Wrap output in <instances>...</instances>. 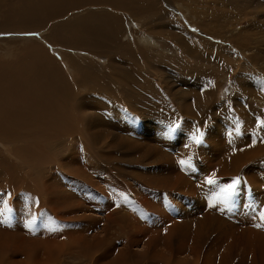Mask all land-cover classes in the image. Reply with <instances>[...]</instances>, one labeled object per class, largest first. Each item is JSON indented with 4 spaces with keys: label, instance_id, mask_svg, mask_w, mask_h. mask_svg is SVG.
<instances>
[{
    "label": "rangeland",
    "instance_id": "1",
    "mask_svg": "<svg viewBox=\"0 0 264 264\" xmlns=\"http://www.w3.org/2000/svg\"><path fill=\"white\" fill-rule=\"evenodd\" d=\"M72 4L0 32L10 73L52 92L31 105L0 93L18 104L0 101V264H264V0ZM92 13L118 20L121 40L94 53L49 42V25ZM32 45L54 60L46 76L21 52ZM213 173L245 181L234 207L208 206Z\"/></svg>",
    "mask_w": 264,
    "mask_h": 264
},
{
    "label": "bare ground",
    "instance_id": "2",
    "mask_svg": "<svg viewBox=\"0 0 264 264\" xmlns=\"http://www.w3.org/2000/svg\"><path fill=\"white\" fill-rule=\"evenodd\" d=\"M110 1H113V0H84L83 2H81V0H18V3H19V5L22 7V8H24V10L22 9H18V8H16V4L14 3V1L13 0H8V1H6V0H0V32H5V31H9V32H12V33H16L17 31H19V32H24V31H26V32H28V31H32V28H31V26H30V22H31V15H35V16H37L38 18H46V19H48L49 21H52V20H62L64 17H61V16H58L60 13H63V12H65L67 9V6H68V3L69 2H71V3H73L71 6H79V8H73V9H71V12H76V11H78V9H80V10H82V9H84V8H88L89 6H91V7H100V6H102L104 3H107V2H110ZM114 1H117V0H114ZM149 1H151V0H149ZM79 3V5H77L76 3ZM126 2V1H125ZM129 2V1H128ZM156 3V2H155ZM127 4V3H126ZM125 4V5H126ZM132 4V3H131ZM154 4V3H153ZM152 5V4H151ZM157 5V4H156ZM109 7L111 8H113L114 10H116V11H119V8H118V5H116V4H114V3H109ZM122 7V6H121ZM131 7H133V5L131 6ZM140 7V6H139ZM140 9V8H139ZM143 9V8H142ZM141 9V10H142ZM97 10V9H96ZM113 10V11H114ZM121 11L123 10V8L122 9H120ZM152 10H155V9H151L150 11H152ZM95 11V10H94ZM107 11V10H106ZM155 11H157V10H155ZM105 12V11H104ZM143 12H145V11H140L139 12V10H135V11H133V13H132V16H136V14L137 13H140L141 15H142V13ZM114 13V12H113ZM113 13H111V14H113ZM158 13V12H157ZM115 14V13H114ZM113 14V15H114ZM153 14H156V13H153ZM159 14V13H158ZM157 14V15H158ZM61 15V14H60ZM55 16V17H54ZM58 16V17H57ZM67 15H65V17H66ZM71 16V15H70ZM102 16H103V14H102ZM138 16V15H137ZM29 17V18H28ZM91 17H93L94 18V21H89V15L87 14L85 17H82L81 19H78V22L76 23V24H73V25H71V26H61L60 27V25H59V27H58V25L57 26H51V25H49V28H48V30L47 31H49L50 30V32H48V33H50V35L51 36H53V39L51 38L50 40H49V42H51V44H56V43H59L60 42V44L62 43V45H65L66 44V47L68 46V47H72V48H70V49H73V47H78V46H80V47H84V48H88V51L89 52H91V53H94V50L95 49H98V48H102L103 46H105L106 45V43H107V41L110 39V38H114V37H116L118 40H119V38L121 37V35H120V27H117V25L118 26H120V24H117V22H118V20L116 21V20H114V21H111L110 20V17H107V18H105V19H103V20H97V13H92V15H91ZM140 17V16H139ZM28 18V19H27ZM67 19H68V17H66ZM66 19V20H67ZM68 21V20H67ZM71 21H72V19H71ZM75 21V20H74ZM65 22V21H64ZM69 22V21H68ZM111 22H116V23H111ZM121 22V21H120ZM119 22V23H120ZM61 25H62V23H61ZM77 28H79V29H77ZM100 29V30H99ZM63 31H64V33H63ZM78 31H80V33H78ZM18 32V33H19ZM94 32V35L92 36L91 35V33H93ZM53 33H56V35H53ZM2 34V33H1ZM0 34V35H1ZM8 34V33H7ZM10 34V33H9ZM86 34V35H85ZM50 35H48V36H50ZM18 36V35H17ZM26 36V35H25ZM58 36H59V38H58ZM58 39V40H57ZM77 39V40H76ZM145 39V38H144ZM45 40V39H44ZM120 40H121V38H120ZM76 41H77V43H76ZM112 42V41H111ZM181 42V41H180ZM75 43H76V45H75ZM116 43V42H115ZM5 44V43H4ZM14 44V43H13ZM7 45V44H6ZM78 45V46H77ZM117 44H115V46H116ZM124 46V45H123ZM34 45H32L31 47H29V48H26V47H24L25 48V50L24 49H22V51L21 52H23V55L25 56V55H27L28 54V59L30 58V57H32V58H30V59H33L34 60V62H36V64H37V66H35L36 64H34V62L31 60V62H33V65H31L32 67H29L30 69V71L26 68H24V66H23V68H24V72H25V70H27L26 71V73H28V72H32V70L34 69V70H37V71H39V72H41L42 74H44V72L42 71V69H45V67L46 66H48V65H50L51 63H53L54 62V60L48 55V53H46L44 50L43 51H41V50H36V54H34L35 56H32L31 55V51H33L34 50ZM63 47V46H62ZM8 47L6 46V49H7ZM37 48V47H36ZM92 48L94 49V50H92ZM20 49V48H19ZM65 49V48H64ZM69 49V50H70ZM75 49V48H74ZM80 49H82V48H80ZM117 49V48H116ZM127 49V48H126ZM8 50V49H7ZM18 49H16L15 50V53L16 52H18L19 53V51L21 50H19V51H17ZM104 50V49H103ZM87 51V52H88ZM119 51H121V47H119ZM13 52V51H12ZM11 52V53H12ZM20 52V53H21ZM116 52H118V51H116ZM87 54V53H86ZM118 54V53H117ZM2 55V54H1ZM0 55V57H2ZM8 55H10V54H8ZM14 55V54H13ZM12 55V56H13ZM16 55H18V54H16ZM20 55V54H19ZM21 55H22V53H21ZM20 55V56H21ZM22 55V56H23ZM19 56V57H20ZM10 58H11V56H9ZM16 58V60H19L20 58H18L17 56H15ZM5 58V57H4ZM0 59V69H1V71L3 72V73H1V71H0V93H3V94H9V95H12L13 96V99L15 100V101H17L18 103H19V101H21V102H23V101H25V103L27 104V105H31V103L33 102V103H35V104H37L38 102H39V100L40 99H42V98H44V97H49L50 96V94L52 93H50V91L49 92H46V94L45 95H47V93H48V95L47 96H45V95H43V97L42 96H40L41 94H43V90L42 89H44V88H38V87H40L42 84H41V82H42V80L40 81V83H39V77H34V79L36 80L37 79V81H36V83L38 82L39 83V85L38 86H36L37 84H35V82L34 83H32L31 84V82H33L34 80H30V77L28 78L27 77V75H22L21 73H17V72H14V74L12 75L11 73H10V71H9V68L10 67H12L11 65H10V67H9V62L8 63H6V61H5V59ZM14 58V57H13ZM12 58V59H13ZM29 59V60H30ZM8 60H10V59H8ZM25 60V59H24ZM27 60V59H26ZM13 62H15L14 60H12ZM45 61L47 62L46 64H45ZM29 62V61H28ZM27 62V63H28ZM22 63V62H21ZM10 64H14V63H10ZM15 64H18V62L17 63H15ZM32 64V63H31ZM19 65V64H18ZM25 66H27V64H25ZM28 66H29V64H28ZM27 66V67H28ZM18 66H16V68H17ZM7 68H8V71H9V75H4L5 73H7ZM15 68V65H14V67H13V69ZM15 68V69H16ZM23 68H21V71H23ZM31 68H32V70H31ZM13 69H11V70H13ZM14 69V70H15ZM18 70H20L19 69V67L17 68ZM20 71V72H21ZM37 71H35V72H37ZM13 72V71H12ZM15 73H16V77H14L15 76ZM20 74V75H19ZM2 75V76H1ZM13 77H12V76ZM28 76H32V75H28ZM39 76H43V75H41V74H39ZM44 76H46L45 74H44ZM58 76V75H57ZM27 78H28V80L29 81H31V82H28V80H27ZM31 78H33V77H31ZM27 80V82H23L22 80ZM28 83H29V85H28ZM43 86V85H42ZM41 86V87H42ZM44 87V86H43ZM49 88V87H48ZM50 89V88H49ZM48 89V90H49ZM43 91V92H42ZM45 93V92H44ZM50 93V94H49ZM12 96L11 97H9V98H11L12 99ZM57 96V95H56ZM5 97V98H4ZM7 96H2V98H4L5 100H6V98H8ZM61 97V96H60ZM1 98V97H0ZM8 98V100H10ZM16 98V99H15ZM51 98H53L52 96H51ZM24 99V100H23ZM5 100H2V99H0V101H5ZM8 100H6V104L8 103ZM10 101H12V100H10ZM50 101V100H49ZM28 102H29V104H28ZM57 102V101H56ZM60 102V101H59ZM63 102V101H62ZM14 102L12 101V104H13ZM67 103V102H66ZM70 103V102H69ZM4 104V103H3ZM15 104V103H14ZM1 105V104H0ZM16 106L18 105V104H15ZM61 105V104H60ZM3 105H1L0 106V111H1V108H2V110H4V111H6V109H3V107H2ZM47 106H49L50 107V109L51 110H54V111H56V108H54L55 107V102L53 103V104H51V105H47ZM8 107V106H7ZM6 107V108H7ZM37 107H41V106H37ZM59 107V106H58ZM14 108H15V106H14ZM42 108V107H41ZM17 110L18 109H20L19 107H17L16 108ZM13 111V110H12ZM19 111V110H18ZM3 111H1L0 113H2ZM10 112H11V110H10ZM10 112H4V115L5 116H7V118H5V120H7L8 119V116H9V114H10ZM15 112V113H14ZM16 112L17 111H13L12 113H11V115L13 114H16ZM60 113L61 112H57L55 115H54V117H53V120H55V119H59V117H60ZM68 113V112H67ZM32 114V116H33V113H31ZM3 115V116H4ZM12 115V118L13 117H15V116H13ZM2 116V117H3ZM2 117H0L1 119H2ZM19 117V116H18ZM18 117H15L16 119H15V121H17L18 119H20V117L18 118ZM18 118V119H17ZM34 118H37V117H34ZM14 119V118H13ZM14 121V120H13ZM1 122H3L2 120H1ZM6 122H8V120L6 121ZM6 125V123H2V125ZM4 125V126H5ZM3 126V127H4ZM14 126V125H13ZM17 126V125H16ZM2 127V126H1ZM2 127V128H3ZM5 127H7V125L5 126ZM1 128V129H2ZM13 128H16V127H13ZM13 128H11L9 131H11ZM8 130V129H7ZM15 130V129H14ZM12 132V131H11ZM15 132V131H14ZM12 134H14L15 135V133H12ZM8 134L6 133V136H7ZM10 135H11V133H10ZM5 136V137H6ZM10 140V139H9ZM40 145V144H39Z\"/></svg>",
    "mask_w": 264,
    "mask_h": 264
},
{
    "label": "snow or ice",
    "instance_id": "3",
    "mask_svg": "<svg viewBox=\"0 0 264 264\" xmlns=\"http://www.w3.org/2000/svg\"><path fill=\"white\" fill-rule=\"evenodd\" d=\"M28 35H36V34L30 33ZM259 124H260V127L264 129V121H260ZM179 127H180L179 124L175 125V127H170L169 132H173ZM192 139L196 145H200L203 143L204 133L199 132V135L193 136ZM179 163L182 166H186L187 168L192 167L190 160H180ZM214 177H215V173H213L211 177H208L206 179V183L209 186H214L216 189V192L212 200L209 202L208 206L215 207L217 204H219V205H222L226 209H230L234 207L236 199L238 198L240 193L243 191V186L245 184V181H243L241 177H234L230 180V182L220 184ZM5 207H7V202H5ZM8 210L11 211V209H8ZM260 219L264 221V211H261ZM255 226L258 228L264 227V223L256 224Z\"/></svg>",
    "mask_w": 264,
    "mask_h": 264
}]
</instances>
